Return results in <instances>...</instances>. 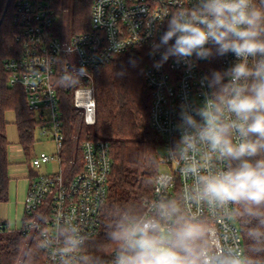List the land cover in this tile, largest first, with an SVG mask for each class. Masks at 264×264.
<instances>
[{
    "label": "built area",
    "instance_id": "built-area-1",
    "mask_svg": "<svg viewBox=\"0 0 264 264\" xmlns=\"http://www.w3.org/2000/svg\"><path fill=\"white\" fill-rule=\"evenodd\" d=\"M11 2L20 49L5 60L4 70L9 85L22 88L39 134L49 136L57 149L54 155L42 152L35 156L30 166L37 170L52 160L60 165L57 173L29 174L25 213L37 215L25 232L40 237L45 264H84L85 245L101 232L113 168L110 144L103 140H86L77 149L80 159L77 150L65 159L62 92L70 93L82 124L94 126L97 99L92 71L124 55H141L145 60L143 78L151 92L150 125L160 137L159 146L166 150L158 160L167 168L159 172L152 198L143 203L142 215L127 225L154 222L172 243L177 215L187 222L204 221L208 246L202 252L203 264H255L245 255L244 239L234 217L235 202L209 198L201 182L203 177L230 170V159L201 141L198 129L185 123L181 115L194 114L210 99L201 78L213 70L228 69L236 62L235 56L228 53L197 60L191 69L170 58L157 69L153 64L160 57L149 55L152 44L167 30L168 18L181 10L190 11L196 0H93L89 29L68 36L59 31L55 0ZM260 2L254 0L257 5ZM81 66L87 68L86 76H80ZM233 141L239 142L235 134ZM192 168L195 173L189 171ZM120 248L110 254L107 264H116Z\"/></svg>",
    "mask_w": 264,
    "mask_h": 264
},
{
    "label": "trees",
    "instance_id": "trees-1",
    "mask_svg": "<svg viewBox=\"0 0 264 264\" xmlns=\"http://www.w3.org/2000/svg\"><path fill=\"white\" fill-rule=\"evenodd\" d=\"M92 2L55 0L59 31L65 28L71 34L87 31ZM6 3L7 0H0V22ZM258 6L264 5L258 3ZM17 33L11 2L0 24V210L1 205L9 201L11 181L6 114L10 111L16 114L20 144L26 155L36 141L35 115L26 104L22 88L10 86L9 74L4 70L5 60L19 53ZM144 69L145 60L141 55H124L92 71L97 99V122L92 127L82 124L73 108L70 93L62 92L66 123L65 159L76 152L80 143L103 140L110 144L113 162L108 197L102 210L101 232L85 245L84 264H107L110 254L122 243L113 239V234L128 221L137 220L143 213L144 201L153 196L160 172L157 154L160 137L150 125L151 92L143 78ZM78 155L80 159L79 152ZM252 159H264V153ZM237 164V161L230 160V169ZM30 168L31 175H35V170ZM234 202V217L244 239L247 261L264 264V205L257 206L243 200ZM36 215V212L33 215L25 213L22 228L12 230L0 213V264H45L46 255L40 237L34 233L29 241V233L25 232ZM175 223L172 244L187 249L181 251V255L188 264H203L202 252L208 246L206 223L187 222L180 215L176 216ZM185 230L189 238L177 239Z\"/></svg>",
    "mask_w": 264,
    "mask_h": 264
},
{
    "label": "clouds",
    "instance_id": "clouds-1",
    "mask_svg": "<svg viewBox=\"0 0 264 264\" xmlns=\"http://www.w3.org/2000/svg\"><path fill=\"white\" fill-rule=\"evenodd\" d=\"M228 53L235 56V63L201 78L210 99L194 114L181 115L213 151L238 162L219 175L201 178L205 195L220 202L264 205V159H252L264 153V6L254 0H196L190 11L168 18L167 30L149 55L160 57L153 64L157 69L170 58L191 69L197 60ZM79 74L86 76L87 68L81 66ZM188 238L187 230L177 236ZM113 239L122 242L116 264H188L181 255L187 249L166 240L154 222L126 225Z\"/></svg>",
    "mask_w": 264,
    "mask_h": 264
},
{
    "label": "crops",
    "instance_id": "crops-1",
    "mask_svg": "<svg viewBox=\"0 0 264 264\" xmlns=\"http://www.w3.org/2000/svg\"><path fill=\"white\" fill-rule=\"evenodd\" d=\"M6 121L11 155L15 158L25 156L24 149L20 144L16 114L13 111L8 112L6 114ZM27 172L31 174L29 165H26L25 168L24 166L23 168L17 167L16 172L10 173L9 201L1 205V218L8 222L12 230H18L22 227V220L25 215V201L30 186L29 175L26 177Z\"/></svg>",
    "mask_w": 264,
    "mask_h": 264
},
{
    "label": "rangeland",
    "instance_id": "rangeland-1",
    "mask_svg": "<svg viewBox=\"0 0 264 264\" xmlns=\"http://www.w3.org/2000/svg\"><path fill=\"white\" fill-rule=\"evenodd\" d=\"M92 6V5H91ZM89 25H90V16H89ZM63 34V36H68V35H73L71 33H69L67 31V29L65 28L64 30H62L61 32ZM36 141L34 143V145L32 146V148L29 150L28 154L23 156V157H18L15 158L11 155V147L9 146V157H10V161H11V166H10V173L12 172H16L17 167L19 168H24L26 167V165H29V170H30V163L32 161V158H34L35 156L40 155L42 152H46L50 155H54L56 153V145L55 143L51 140V138L49 136L45 137V136H41L39 134V132L36 130ZM76 140V139H75ZM76 141L73 143V150L75 151L76 149ZM166 150L163 146H159L157 149V154L160 156L165 155ZM60 170V165L58 163L57 160H52L51 162L43 165L41 168L35 170V174L38 175H44V174H51V173H57ZM167 168L165 165H160V171L164 172L166 171ZM30 173L27 172V176ZM34 232H30L29 234V241L32 238Z\"/></svg>",
    "mask_w": 264,
    "mask_h": 264
},
{
    "label": "water",
    "instance_id": "water-1",
    "mask_svg": "<svg viewBox=\"0 0 264 264\" xmlns=\"http://www.w3.org/2000/svg\"><path fill=\"white\" fill-rule=\"evenodd\" d=\"M8 8H9V0H7L6 6H5V10H4V13H3V16H2V19H1L0 24L2 23L5 15H6V12H7Z\"/></svg>",
    "mask_w": 264,
    "mask_h": 264
}]
</instances>
